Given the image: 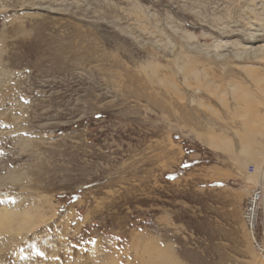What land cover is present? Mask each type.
Wrapping results in <instances>:
<instances>
[{
  "label": "rangeland",
  "instance_id": "374dc122",
  "mask_svg": "<svg viewBox=\"0 0 264 264\" xmlns=\"http://www.w3.org/2000/svg\"><path fill=\"white\" fill-rule=\"evenodd\" d=\"M17 204L0 264H264V0H0Z\"/></svg>",
  "mask_w": 264,
  "mask_h": 264
},
{
  "label": "bare ground",
  "instance_id": "6f19581e",
  "mask_svg": "<svg viewBox=\"0 0 264 264\" xmlns=\"http://www.w3.org/2000/svg\"><path fill=\"white\" fill-rule=\"evenodd\" d=\"M33 217L31 212L20 209L19 204L15 205L14 210L3 208L0 210V233L1 230L7 231V229H16L18 233L26 229L29 230L28 228L36 226L39 222ZM11 230L9 232H11Z\"/></svg>",
  "mask_w": 264,
  "mask_h": 264
}]
</instances>
